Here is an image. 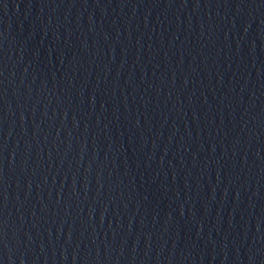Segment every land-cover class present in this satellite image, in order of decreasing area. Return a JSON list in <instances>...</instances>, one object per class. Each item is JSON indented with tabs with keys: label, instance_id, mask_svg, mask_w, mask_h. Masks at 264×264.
I'll use <instances>...</instances> for the list:
<instances>
[{
	"label": "water",
	"instance_id": "obj_1",
	"mask_svg": "<svg viewBox=\"0 0 264 264\" xmlns=\"http://www.w3.org/2000/svg\"><path fill=\"white\" fill-rule=\"evenodd\" d=\"M0 264H264V0H0Z\"/></svg>",
	"mask_w": 264,
	"mask_h": 264
}]
</instances>
